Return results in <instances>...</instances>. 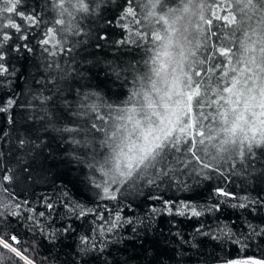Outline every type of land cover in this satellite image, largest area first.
<instances>
[{
	"label": "trees",
	"instance_id": "1",
	"mask_svg": "<svg viewBox=\"0 0 264 264\" xmlns=\"http://www.w3.org/2000/svg\"><path fill=\"white\" fill-rule=\"evenodd\" d=\"M57 2L21 0L18 11L35 13V24L22 21L15 13L0 16L2 25H7V17L21 25L19 32L0 27V53L4 57L0 62L8 69L0 74V107L15 101L7 111H0V177H13L3 182L7 192L0 188V203L9 205L7 209L0 207L4 213L0 216V230L16 234L35 258V264H229L264 259V148H255V156L249 157L251 163L245 162L243 167L235 155L229 159L228 154H223L217 163L210 158L216 155L214 150L209 157L197 153L203 163L213 164L219 172L204 169L191 154L174 152L135 181L112 185L115 199H101V190L91 178L103 183L107 177L88 165L98 168L108 154L100 146L104 134L81 131L70 136L48 128L39 97H54L61 108L64 100L69 102V115L57 127L67 124L90 129L97 114L106 118L115 115L114 110L124 107L132 91L139 89V78L150 74L155 46L150 36L141 39L136 32H151L161 26L154 23V17L151 23L145 19L152 10L145 7L148 0H132L135 17L125 15L127 0H85L90 10L75 14L71 31H61L68 27L70 18L59 15ZM178 2L168 0L163 9L157 6L154 11L157 16L164 15ZM197 2L205 5V20H212L208 25L198 16L192 17L193 25L200 24L205 29L203 35L192 32V37L201 40L197 55L204 59L212 54V45L227 46L225 38L231 36L235 26H226L225 21L215 18L227 14L226 7L216 5L228 0ZM61 18L65 25H55L54 21ZM258 19V15L253 16V26ZM50 27L57 29L56 38L62 41L57 47L65 49L54 58L44 51L46 47L55 50L54 42L41 44ZM5 33L10 37L7 41L3 40ZM84 93L99 94V98L91 95L86 101L97 104L98 113L72 116L70 113L77 111ZM48 107H52L51 102ZM111 125L109 120L105 126L110 129ZM73 138L81 143H72ZM21 139L29 143L21 147ZM217 187L233 193V197L214 195ZM164 201L176 205L220 203L221 209L201 217L180 216L175 214L176 209L169 214ZM240 203L246 208L232 206ZM16 204L20 205L18 209ZM66 204H79L93 211L78 217ZM11 212L18 215L11 216ZM117 213L122 221L131 223L123 222L113 233L106 234L108 242L102 253L81 255V236L92 235V229L102 223L100 216L107 220ZM202 227L204 233L212 234H202ZM221 229L224 233L231 230L232 235L222 234ZM101 239L97 233L98 246Z\"/></svg>",
	"mask_w": 264,
	"mask_h": 264
},
{
	"label": "snow or ice",
	"instance_id": "2",
	"mask_svg": "<svg viewBox=\"0 0 264 264\" xmlns=\"http://www.w3.org/2000/svg\"><path fill=\"white\" fill-rule=\"evenodd\" d=\"M20 3L21 0H0V16L15 13L22 21L27 20L29 24L37 23L35 13L25 14L18 11ZM127 3L129 6L125 8V15L135 17L137 13L131 7L132 0H127ZM167 3L168 0H148V5L145 6L152 9L145 19L151 23L153 22L151 18L154 17V23L161 26L159 30L151 32H136V36L141 39H148L150 36L155 46L154 55L151 57L150 74L146 73L139 78L141 81L139 89L132 91L124 107L114 110L115 115L110 114L106 118L97 114L90 129L67 124L57 127L58 123L69 115V102L64 100L61 108L56 104L54 97L43 95L39 97L48 128L58 133H68L70 136L81 131L104 134L105 138L100 141V146L106 148L108 154L102 163H99L98 168L94 164L88 165L89 168L107 177L103 183H96L95 178H91L95 187L101 190V199H115L111 190L112 185L135 181L144 176L149 169H156L158 164L164 163L174 152L191 154L193 159L203 164L204 169L219 172L220 169L213 164L203 163L201 155L197 153L209 157L210 151L214 150L216 155L210 158L217 163L224 158L223 154H228L229 159L235 155L243 167L245 162L251 163L249 157L255 156V148H264V0H228L226 4L218 3L216 5L218 8L226 7L228 11L226 15H216V20H223L226 26L234 25L235 28L231 36L225 38L227 46L212 45L210 49L212 54L204 59L197 55L202 46L201 40L192 37V32L203 35L205 29L200 24L193 25L192 17L198 16L200 21L211 25L212 20H205L203 14L205 5L198 3L197 0H179L177 7H168L164 15L157 16L154 9L157 6L163 9ZM55 7L59 9L61 17L67 14L70 18L68 27L62 28L61 31H71L75 14L87 13L90 10L85 0H58ZM254 15L259 17L255 26L251 23ZM7 19V25L0 24V27L21 31L20 24L11 17ZM65 23L63 18L54 21L55 25ZM45 37L41 44L48 45L54 42L55 50H49L47 47L44 49L51 57L54 58L58 52L65 51L62 47H57L62 41L56 38L55 27L48 28ZM9 38L7 33L3 35L4 41ZM3 59V54L0 53V61ZM209 61L212 62L210 66L204 67ZM53 64L59 67L55 61ZM7 72L4 63L0 62V74ZM91 95L99 98L97 93H84L77 105V111L70 114L79 117L87 116L89 112L98 113L97 104L86 103ZM49 102L52 103L51 108L48 107ZM14 103L15 101L9 100L7 107H0V111H7ZM107 107L112 109L111 105ZM109 120L112 121L110 129L105 126ZM71 142L81 143L74 138ZM19 143L23 147L29 142L21 139ZM12 179L13 177L8 174L0 177V188L4 192L8 189L3 187V182H10ZM116 191H119V188ZM214 195L227 198L233 197L234 194L217 187ZM163 203L169 214H173V209H176L175 214L180 216L201 217L205 212L212 213L221 209L220 203L206 205L196 202H181L179 205L170 201ZM14 206L17 209L20 207L19 204ZM46 206L53 208L52 204ZM232 206L246 208L247 205L240 203ZM0 207L7 209L9 205L0 203ZM65 207L69 205L66 204ZM69 210L78 217L87 216L93 211L79 204L70 206ZM3 215L4 213L0 212V216ZM10 215L17 216L18 213L11 212ZM99 219L102 223L92 229V235H83L80 238V254L83 256L93 251L102 253L108 242L106 234L113 233L123 222L131 223L122 221L118 213L114 218L105 220L100 216ZM200 231L204 235L212 234L204 233L203 227ZM97 233L103 238L99 246L95 243ZM221 233L232 235L231 230L224 233L221 229ZM0 264H35V258L22 246L16 234L0 230ZM229 264H264V259L249 258L245 261H232Z\"/></svg>",
	"mask_w": 264,
	"mask_h": 264
}]
</instances>
